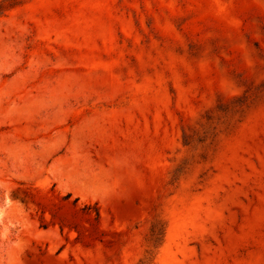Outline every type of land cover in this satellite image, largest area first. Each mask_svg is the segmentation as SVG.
<instances>
[{
    "label": "rangeland",
    "instance_id": "rangeland-1",
    "mask_svg": "<svg viewBox=\"0 0 264 264\" xmlns=\"http://www.w3.org/2000/svg\"><path fill=\"white\" fill-rule=\"evenodd\" d=\"M0 264H264V0H0Z\"/></svg>",
    "mask_w": 264,
    "mask_h": 264
}]
</instances>
